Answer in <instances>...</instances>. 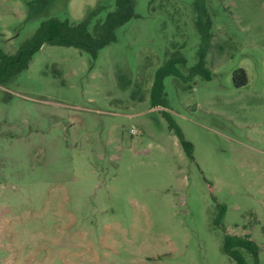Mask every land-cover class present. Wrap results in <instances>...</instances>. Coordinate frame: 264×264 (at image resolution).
Returning <instances> with one entry per match:
<instances>
[{
	"label": "rangeland",
	"instance_id": "obj_1",
	"mask_svg": "<svg viewBox=\"0 0 264 264\" xmlns=\"http://www.w3.org/2000/svg\"><path fill=\"white\" fill-rule=\"evenodd\" d=\"M114 2L0 0V51ZM134 14L95 60L43 45L0 86V264H235L225 235L264 264V0H135ZM196 19L205 75L165 77L167 107L151 108L171 54L184 76L196 65Z\"/></svg>",
	"mask_w": 264,
	"mask_h": 264
},
{
	"label": "trees",
	"instance_id": "obj_2",
	"mask_svg": "<svg viewBox=\"0 0 264 264\" xmlns=\"http://www.w3.org/2000/svg\"><path fill=\"white\" fill-rule=\"evenodd\" d=\"M134 7L135 0H115L113 10L107 12L103 19L99 18L103 8L97 7L88 11L77 23L54 18L41 22L33 35L20 45L15 54H5L0 51V86H4L13 77L25 70L33 56L43 45L72 47L87 53L95 60L100 50L116 40L115 31L135 16ZM199 19H196L198 21L196 27L202 45L198 51L196 65L191 67L188 74L184 76L177 70L176 65H185V59L179 53L171 54L154 74L148 98L151 108L167 107L163 86L165 77L173 76L185 82L195 75H205L204 53L211 37L209 34L210 21L207 20L206 27H204ZM238 73L242 76V82L236 86L241 87L246 84L245 73L243 70ZM132 94V98H134L136 93ZM139 101H143V97H139ZM162 116L167 121L169 130L177 136L187 157L192 159L191 144L183 138L167 113L162 112ZM220 210L219 219L222 218L225 209L221 206ZM222 251L235 264H250L245 254L251 257L252 264H259L258 246L248 236L225 235Z\"/></svg>",
	"mask_w": 264,
	"mask_h": 264
}]
</instances>
